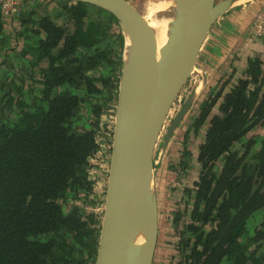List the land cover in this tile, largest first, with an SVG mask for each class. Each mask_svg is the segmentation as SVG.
Returning a JSON list of instances; mask_svg holds the SVG:
<instances>
[{"label": "trees", "instance_id": "16d2710c", "mask_svg": "<svg viewBox=\"0 0 264 264\" xmlns=\"http://www.w3.org/2000/svg\"><path fill=\"white\" fill-rule=\"evenodd\" d=\"M123 56L120 25L101 8L0 7V264H94L103 212L88 208L103 207ZM198 110V179L173 212L175 264H264V57L231 66Z\"/></svg>", "mask_w": 264, "mask_h": 264}, {"label": "water", "instance_id": "95a60500", "mask_svg": "<svg viewBox=\"0 0 264 264\" xmlns=\"http://www.w3.org/2000/svg\"><path fill=\"white\" fill-rule=\"evenodd\" d=\"M101 8L118 21L124 37L123 70L111 132L110 159L101 229L94 264H153L159 215L153 188L154 146L174 110L211 27L241 0H177L172 26L159 46L141 13L125 0H71ZM140 24L126 62L125 38ZM197 89L169 122L163 147L196 102ZM172 113V112H171ZM152 208V216L148 215ZM150 231L145 252L143 230Z\"/></svg>", "mask_w": 264, "mask_h": 264}, {"label": "crops", "instance_id": "0c3cea01", "mask_svg": "<svg viewBox=\"0 0 264 264\" xmlns=\"http://www.w3.org/2000/svg\"><path fill=\"white\" fill-rule=\"evenodd\" d=\"M263 2L264 0H252L247 4L236 3L218 20L216 26L211 27L200 49L195 70L205 74V81L202 82L203 77L200 74H195L189 78V83L192 81L194 84L198 81L202 92L197 94L195 105L186 114L179 129L173 133V155L164 164L166 172L177 177L179 175L177 180L182 186L177 195L181 201L185 200L184 190L191 188L193 182L198 179L199 167L196 159L205 129L195 133L191 128L192 122L199 114L197 103H201L209 95V91H212L221 76L228 72L231 66L237 68L236 63L239 62L240 68L237 69L242 71L248 58L254 55L264 56V42L250 41L253 21ZM184 93L181 92L180 97ZM186 151L190 153L188 158L183 156V152ZM185 159H187L188 167L183 168V173H180L179 169L182 168L180 163ZM185 176L186 181L181 179ZM158 245L157 240L156 250ZM155 258L156 251L153 264H155Z\"/></svg>", "mask_w": 264, "mask_h": 264}, {"label": "rangeland", "instance_id": "374dc122", "mask_svg": "<svg viewBox=\"0 0 264 264\" xmlns=\"http://www.w3.org/2000/svg\"><path fill=\"white\" fill-rule=\"evenodd\" d=\"M125 1L131 4L134 7V9L141 14L145 10L149 2V0H125ZM251 1L252 0H241L238 3L247 4ZM216 23L214 24L215 26ZM262 57L264 56L262 55ZM236 66L237 68H240V63L237 62ZM195 89H197V93L201 91L199 82L196 81L193 84L191 81L189 86L185 88V93L190 94L191 91H194ZM114 111H113V117H114ZM169 112H170L168 115L169 117H167L166 122L172 120L174 116L171 108ZM182 121H184V119ZM182 121L177 126V128L172 132L171 137L168 139L167 143H165L166 145L164 147H163V143L165 142V138L167 135L168 123L166 125H162L154 146L153 188L157 201V209H158L159 225H160L159 235H158L159 245L156 250L155 264H175L178 259V255L176 253V248H175V243L177 242V234L173 228L172 218L174 211L177 210L182 211L184 209L185 200L181 201V198L177 195L178 192L180 193V189L182 186L181 183L178 182V180L175 178L176 176L171 175L170 172L168 171L166 172V170L164 169V164L169 159V157L173 155V141H172L173 133L179 129L180 125L182 124ZM181 179L186 181L187 177L185 176L184 178ZM100 183H101L100 188L97 190V192L101 199H105L104 190L106 192L107 178L105 181H100ZM102 203L104 207V200L102 201Z\"/></svg>", "mask_w": 264, "mask_h": 264}, {"label": "bare ground", "instance_id": "6f19581e", "mask_svg": "<svg viewBox=\"0 0 264 264\" xmlns=\"http://www.w3.org/2000/svg\"><path fill=\"white\" fill-rule=\"evenodd\" d=\"M177 0H149L147 7L142 12L143 19L153 32L157 36L159 46L165 42V32L172 26L171 16L176 11ZM140 30V24L135 23L131 26L128 36L125 38V54L126 62L128 61V54L134 45V34ZM152 208H148V215L152 216ZM150 237V231L148 229L143 230V247L140 250V257L144 255L146 243Z\"/></svg>", "mask_w": 264, "mask_h": 264}, {"label": "built area", "instance_id": "2783aa9c", "mask_svg": "<svg viewBox=\"0 0 264 264\" xmlns=\"http://www.w3.org/2000/svg\"><path fill=\"white\" fill-rule=\"evenodd\" d=\"M22 0H0V7L5 15L18 12L21 8ZM264 42V3L260 11L256 14L252 25V37L250 41ZM94 212H103V207L88 209Z\"/></svg>", "mask_w": 264, "mask_h": 264}, {"label": "flooded vegetation", "instance_id": "af4514ba", "mask_svg": "<svg viewBox=\"0 0 264 264\" xmlns=\"http://www.w3.org/2000/svg\"><path fill=\"white\" fill-rule=\"evenodd\" d=\"M254 22V21H253ZM251 35H252V32H251ZM194 91H191V93L189 94V93H184L183 94V96L180 98V99H177L176 100V103H175V107H174V110L175 111H177L176 110V108H178V109H180V107H182V104L186 101V99L187 98H189V96L193 93ZM186 94H189V95H186ZM198 105H197V109H198V107L200 106V104L201 103H197ZM195 105V103L193 104V105H191V107H190V109L193 107ZM189 109V110H190ZM189 112V111H188ZM175 116H173V118H174ZM173 120V119H172ZM172 120H169L168 122H165V124L164 125H166L167 123L169 124V122H171ZM195 120V119H194Z\"/></svg>", "mask_w": 264, "mask_h": 264}]
</instances>
